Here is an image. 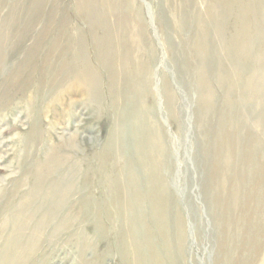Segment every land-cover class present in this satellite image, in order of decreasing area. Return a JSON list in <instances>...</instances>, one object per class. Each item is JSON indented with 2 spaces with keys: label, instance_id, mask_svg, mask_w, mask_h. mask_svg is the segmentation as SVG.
I'll use <instances>...</instances> for the list:
<instances>
[{
  "label": "rangeland",
  "instance_id": "374dc122",
  "mask_svg": "<svg viewBox=\"0 0 264 264\" xmlns=\"http://www.w3.org/2000/svg\"><path fill=\"white\" fill-rule=\"evenodd\" d=\"M101 1L86 13L83 0H0V263L123 264L121 245L127 264L144 259L157 173L174 264H264V0ZM103 9L111 66L93 24ZM75 57L94 68L93 95L62 81ZM232 191L251 195L249 228L233 222Z\"/></svg>",
  "mask_w": 264,
  "mask_h": 264
},
{
  "label": "bare ground",
  "instance_id": "6f19581e",
  "mask_svg": "<svg viewBox=\"0 0 264 264\" xmlns=\"http://www.w3.org/2000/svg\"><path fill=\"white\" fill-rule=\"evenodd\" d=\"M93 2H95V4H97L98 6H101V4L102 5H104V2L103 1H101V0H91V1H89V0H83V4H81V8L84 10V12H88L89 13V10H88V6H89V8H90V4H92ZM105 2H107V1H105ZM107 4V3H106ZM231 4V3H230ZM105 6V5H104ZM107 6V5H106ZM110 6V5H109ZM108 6V7H109ZM233 7V6H232ZM248 7V6H247ZM250 7V6H249ZM246 9V8H245ZM248 10V12H249V10L250 9H247ZM111 12V11H110ZM238 12V11H237ZM246 12V11H245ZM241 14V13H240ZM243 15V14H242ZM94 19H93V24H94V29L95 30H97V31H102V32H98L96 35H97V40H98V44H99V52H100V58H101V60L105 63V64H108L109 66H111V62H112V59L114 58V56L116 55L115 53H114V51H115V49L113 50V48H112V45H111V39H110V37H109V35H108V33H107V28H106V26L104 25L105 24V21H106V16H105V9H103V10H101V12L99 11L98 12V15L96 14V15H94V17H93ZM244 25V24H243ZM242 25V26H243ZM241 26V25H240ZM245 27V26H244ZM243 27V28H244ZM249 27V26H248ZM106 28V29H105ZM241 28V27H240ZM246 28V27H245ZM242 29V28H241ZM245 30V29H244ZM240 31H238V33H239ZM242 33V32H241ZM244 33V32H243ZM238 35V34H237ZM240 36V35H239ZM112 48V49H111ZM235 51V50H234ZM240 51V50H239ZM238 51V52H239ZM243 53V52H242ZM241 53V54H242ZM118 55H120V54H118ZM123 58H125V57H123ZM244 58H245V56H244ZM126 60V59H125ZM102 62V63H103ZM124 63H125V61H124ZM67 65H70L71 66V68H70V70H69V73L66 75V76H64V79L62 80V81H65V79H71L74 83H76L75 85L77 86V85H79V86H81V88H83L82 90H84L83 91V93H85L86 94V96H89V95H93V93H94V90H95V87H96V73L94 72V68L93 67H91L90 66V64L87 62V61H84V60H81L79 57L77 58V57H75L74 59H72V58H70V61H69V63H65V62H63V63H60V65H59V68L60 69H64ZM125 65V64H124ZM127 65V64H126ZM109 70V69H108ZM128 70V69H127ZM129 71V70H128ZM62 72V71H61ZM112 73V72H111ZM26 75V74H25ZM48 78H49V76H47ZM112 81H116V79H117V77H116V75L114 74V73H112ZM250 79H248V81H249ZM247 81V82H248ZM66 82V81H65ZM16 83V82H15ZM28 83V82H27ZM43 83V82H42ZM39 84H41V82L39 83ZM18 86V85H17ZM31 87V86H30ZM22 88V87H21ZM247 90V89H246ZM112 95V94H111ZM10 97H12V96H10ZM8 98H6V100H7ZM7 102V101H6ZM9 102V101H8ZM43 103V102H42ZM5 105V104H4ZM3 105V107H6V106H4ZM34 109V108H33ZM226 116V115H225ZM229 117V116H228ZM264 122V121H263ZM226 124V123H225ZM239 129V128H238ZM240 130V129H239ZM220 131V130H219ZM228 131H229V129H228ZM238 132V131H237ZM242 132V131H241ZM29 133V132H28ZM220 133V132H219ZM230 134H231V132H229ZM227 134V133H226ZM219 135V134H218ZM228 135V134H227ZM237 135H238V133H237ZM240 135V134H239ZM225 136V135H224ZM233 137V136H232ZM156 138V137H155ZM226 138V137H225ZM147 139V138H146ZM157 139V138H156ZM240 139V138H239ZM238 139V140H239ZM249 139V138H248ZM220 140V139H219ZM229 140H231L232 141V145H233V147L232 148H234V146H236L235 145V141H236V139L234 140V138H232V139H230L229 138ZM242 140V139H241ZM150 141H151V139H150ZM224 141V140H223ZM154 142V141H153ZM228 142V141H227ZM151 143V142H150ZM240 143H242V142H240ZM231 144V143H230ZM253 144V143H252ZM256 144V143H255ZM150 145H152V143L150 144ZM220 145V144H219ZM240 145V144H239ZM225 146V145H224ZM244 146H246L245 144H244ZM249 146V145H248ZM242 147V146H241ZM59 148V147H58ZM226 148V147H225ZM54 149H56V147H54L52 150H53V155L51 156V160H52V162L51 163H56V164H59L60 162H61V158H59L56 154V151L54 150ZM60 149V148H59ZM245 149V148H244ZM252 149V148H251ZM246 150V149H245ZM59 151V150H58ZM51 152V151H50ZM60 152V151H59ZM235 152V151H234ZM234 154V153H233ZM246 154V155H245ZM245 154L244 155H242V157H243V159H244V163H247L246 162V160H249L252 156H253V152L251 151V150H246V152H245ZM235 155V154H234ZM231 157V156H230ZM151 158V157H150ZM240 158V157H239ZM219 159V158H218ZM237 159V158H236ZM225 160H226V158H225ZM60 161V162H59ZM255 161V160H254ZM147 162V161H146ZM218 162H219V160H218ZM153 163H155V161L153 162ZM220 163V162H219ZM248 163H250L249 165L251 166V159L248 161ZM151 164H152V160L151 161H149L148 160V162L145 164L146 165V168H149V166H150V170H151V172H153L154 170H155V167L153 166V164H152V166H151ZM215 164H217V163H215ZM157 167H158V165H157ZM156 167V168H157ZM214 167H215V165H214ZM217 167V166H216ZM236 167V166H235ZM243 167V166H242ZM216 169V168H215ZM227 169H229V168H227ZM256 168H254V170H255ZM217 170H218V174H220V165L217 167ZM216 170V171H217ZM232 170V169H231ZM250 170V169H249ZM251 170H253V168L251 169ZM233 171V170H232ZM235 171V170H234ZM148 172V171H147ZM156 172H158V171H156ZM213 172V171H212ZM247 172V171H246ZM250 172V171H249ZM215 173V172H214ZM234 173H236V172H234ZM256 173V176H258L256 179H257V181L258 182H260V183H262V185H264V163H261L260 165H259V171L256 169V172H254V174ZM40 174V173H39ZM218 174H213L214 176L216 175V176H218ZM252 174H253V172H252ZM251 174V175H252ZM149 175H151V174H149ZM154 174L152 173V176H151V179L153 180V179H155V177L157 176V173H156V176L154 177L153 176ZM220 176V175H219ZM218 176V178H219V180H220V177ZM230 176V175H229ZM240 176V177H239ZM216 178V177H215ZM217 178V179H218ZM232 178V177H231ZM251 179V178H250ZM150 181L149 183H148V185H150V196H149V199H150V201H151V206H152V210L151 211H153V217H154V221H155V227H151L149 224L150 223H145V225H144V233H145V236H146V241H147V243H145V244H147V245H145L146 246V249L144 250V252L146 253V256H144V259H138V258H136V259H133V263L132 264H164V262H168V264H174V259H175V257H173L172 256V254H171V251L173 250L172 248H173V246L171 245L172 244V242H171V240H170V238L171 237H169V228L167 227V225L168 224H166V218H165V213H166V203H165V198L166 197H163V194H161V191L163 192V189H162V187H161V185L159 186V184H157L156 183V181ZM223 180H224V178H223ZM64 181V180H63ZM134 181V180H133ZM233 181H235V184H239L240 183V181H241V175H239V173H237V175H234V177H233ZM135 182V181H134ZM133 182V183H134ZM62 183H64V182H62ZM137 183V182H136ZM152 183V184H151ZM230 183H232V182H230ZM250 183V182H249ZM248 183V184H249ZM65 185H66V183H65ZM65 185H64V187H65ZM135 185V184H134ZM147 185V186H148ZM223 185V184H222ZM243 185V184H242ZM257 185V184H256ZM67 186H68V184H67ZM232 186V185H231ZM238 186V185H237ZM261 186V185H260ZM63 187V188H64ZM131 187V186H130ZM136 187H137V185H136ZM136 187H135V189H136ZM235 187H236V185H235ZM259 187V186H258ZM263 187V186H262ZM63 188H59L58 189V191L59 192H61V190L63 189ZM69 188V187H68ZM234 188V187H233ZM67 189V188H66ZM230 189H232V188H230ZM68 191V190H67ZM140 192V191H139ZM242 192H243V190H242ZM63 193H64V191H63ZM69 193V192H68ZM122 193H123V191H117V193H116V196H115V199L117 200L118 199V201H119V199L121 198V196H122ZM136 193V194H135ZM147 194V193H146ZM129 195H130V193H129ZM144 195V194H143ZM263 195H264V189H263ZM125 196H126V194H125ZM251 195L249 194V193H247V196L245 197L244 196V194H243V197L241 196V195H239V193L238 192H235V191H232V193H231V196H230V198H231V201L230 202H232V204H231V206H229L230 207V209H231V213L233 214V222H234V224H237V223H239L240 224V222H243V220H244V224H246V226L249 228V227H251L252 226V224H251V216H250V199H251V197H250ZM123 197L124 196H122V199H123ZM131 197H135V200L136 201H138V204H139V202H141L142 201V194H138V192H137V190H136V192H134L133 193V195L131 196ZM130 197V198H131ZM144 197V196H143ZM220 197V196H219ZM227 197V196H226ZM145 198V197H144ZM249 198V199H248ZM50 199V198H49ZM146 199H147V196H146ZM145 199V200H146ZM220 199V198H219ZM244 199H245V201H244ZM254 199V198H253ZM252 199V200H253ZM224 200H225V198H224ZM120 201H122V200H120ZM129 201H130V199H129ZM260 201V200H259ZM52 202V201H51ZM60 202V201H59ZM132 202V201H131ZM144 202V201H143ZM167 202V201H166ZM219 202H222V201H219ZM258 202V201H257ZM29 203V202H28ZM61 203V202H60ZM134 203V202H133ZM223 203V202H222ZM120 204V203H119ZM130 204V203H129ZM142 204V203H141ZM221 204V203H220ZM252 204V203H251ZM131 205V204H130ZM133 205V204H132ZM226 205V204H225ZM256 205V204H255ZM55 206V205H54ZM227 206V205H226ZM128 207V206H127ZM136 207H138L137 205H136ZM257 207V206H256ZM255 207V208H256ZM52 208H54V207H52ZM59 208V207H58ZM140 208V207H139ZM131 209H133V207H131ZM135 209V208H134ZM138 209V208H137ZM229 208H228V210H230ZM261 209H263V208H261ZM18 210V209H17ZM58 210V209H57ZM257 210V209H256ZM264 210V209H263ZM137 211V210H136ZM226 211V210H225ZM237 211V212H236ZM254 211V210H253ZM258 211V210H257ZM262 211V210H261ZM54 212H55V210H54ZM54 212H52V213H54ZM252 212V211H251ZM263 212V211H262ZM261 212V213H262ZM52 213H50V214H52ZM152 213V212H151ZM257 213V212H256ZM264 213V212H263ZM134 214V213H133ZM142 214V213H141ZM258 214V213H257ZM139 215H140V213H139ZM138 215V216H139ZM261 215V214H260ZM135 217V216H134ZM169 217V216H168ZM47 218V217H46ZM135 219V218H134ZM174 219V218H173ZM176 227H177V232L175 233L176 234V242L174 243L175 245H176V247H177V249L181 252V245H182V230H181V224H182V221L180 220V218L178 217V216H176ZM256 220V219H255ZM131 221H133V220H131ZM153 221V220H152ZM174 221V220H173ZM21 222V221H20ZM168 222V221H167ZM140 223V222H139ZM132 224H133V222H132ZM131 224V225H132ZM143 224V223H142ZM233 224V223H232ZM257 225V224H256ZM150 226V227H149ZM246 226H244V227H246ZM132 227V226H131ZM133 228H134V226H133ZM171 229V228H170ZM244 229V228H243ZM141 230V229H140ZM139 230V231H140ZM173 230V229H172ZM246 231V230H245ZM244 231V233L246 234V232ZM254 231V230H253ZM16 232V231H15ZM130 233H132L133 234V229L132 228H130ZM249 233V232H248ZM247 233V234H248ZM251 233V232H250ZM19 234V233H18ZM134 234H135V232H134ZM153 235H157V236H159V238H160V244L162 245V247L164 246V254H165V259H166V261L164 260L163 261V259L162 258H164V257H160V256H158L159 255V253L158 254H156V252L154 251V248L155 247H153V242H152V238H153ZM243 235V234H242ZM256 235V234H255ZM14 236H16V235H14ZM13 236V237H14ZM133 236V235H132ZM156 236V237H157ZM28 239H29V237H27ZM27 238H26V240H27ZM155 240V239H154ZM15 241H17L16 240V238H15ZM14 241V242H15ZM30 241V240H29ZM14 242H13V244H14ZM20 242V241H19ZM34 241L32 240V243H33ZM155 242V241H154ZM11 243H12V240H11ZM17 243V242H16ZM25 243V242H24ZM24 243H22V244H24ZM246 243H247V245H248V248H249V252H251V251H253V249H254V247H255V244H256V242H255V240H254V235H249V237H248V239L246 240ZM8 244V243H7ZM10 244V243H9ZM9 244H8V246H9ZM27 244V243H26ZM155 244V243H154ZM12 245V244H11ZM240 245V244H239ZM24 246V245H23ZM23 246H21V247H23ZM30 246V245H29ZM121 246H123V250H120V252H122V255H123V258H124V262H123V260H122V263L123 264H127V261H126V257H127V254L129 253V249H128V247H126L125 245H121ZM172 246V247H171ZM31 247V246H30ZM161 247V246H160ZM32 248V247H31ZM19 249V248H18ZM30 248H28V250H29ZM245 249V248H244ZM25 250V249H24ZM32 249H30V251H31ZM239 250V249H238ZM243 251H245V250H243ZM21 252V251H20ZM19 252V253H20ZM24 252V251H23ZM29 252V251H28ZM242 252V251H241ZM253 253V252H252ZM21 254V253H20ZM23 254V253H22ZM254 254V253H253ZM30 255V254H29ZM21 255H19V257H20ZM100 256V255H99ZM162 256V255H161ZM247 256V255H246ZM29 257V256H28ZM5 258V257H4ZM23 259V258H22ZM26 258H24V260H25ZM263 259V258H262ZM27 260V259H26ZM250 260V259H249ZM12 261V260H11ZM11 261H10V263H11ZM236 261V262H235ZM234 261V264H247V261H243V260H240V259H236ZM23 262V261H22ZM8 263V262H7ZM9 263V264H10ZM261 263H263V262H261ZM1 264V263H0ZM21 264V263H20ZM167 264V263H166ZM249 264V263H248Z\"/></svg>",
  "mask_w": 264,
  "mask_h": 264
}]
</instances>
